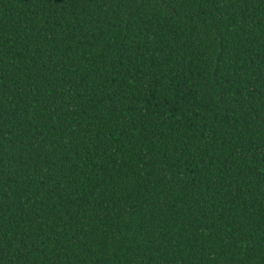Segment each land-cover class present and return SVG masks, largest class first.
Masks as SVG:
<instances>
[{"label": "trees", "instance_id": "trees-1", "mask_svg": "<svg viewBox=\"0 0 264 264\" xmlns=\"http://www.w3.org/2000/svg\"><path fill=\"white\" fill-rule=\"evenodd\" d=\"M0 264H264V0H0Z\"/></svg>", "mask_w": 264, "mask_h": 264}]
</instances>
